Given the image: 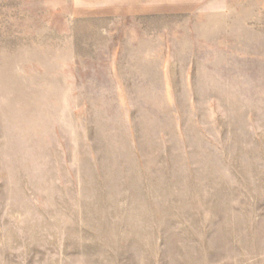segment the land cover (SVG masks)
I'll use <instances>...</instances> for the list:
<instances>
[{
  "label": "rangeland",
  "instance_id": "obj_1",
  "mask_svg": "<svg viewBox=\"0 0 264 264\" xmlns=\"http://www.w3.org/2000/svg\"><path fill=\"white\" fill-rule=\"evenodd\" d=\"M177 239L264 256V0H0V264Z\"/></svg>",
  "mask_w": 264,
  "mask_h": 264
},
{
  "label": "crops",
  "instance_id": "obj_2",
  "mask_svg": "<svg viewBox=\"0 0 264 264\" xmlns=\"http://www.w3.org/2000/svg\"><path fill=\"white\" fill-rule=\"evenodd\" d=\"M160 249L166 257L164 264H264V256L243 249L209 248L229 244L193 243L186 240L171 241ZM177 242H179L177 244ZM239 246L246 244H237ZM249 245V244H247ZM160 254V253H159ZM258 257V259H257Z\"/></svg>",
  "mask_w": 264,
  "mask_h": 264
}]
</instances>
